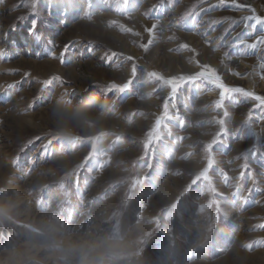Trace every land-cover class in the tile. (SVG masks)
Returning <instances> with one entry per match:
<instances>
[{"label":"rangeland","instance_id":"1","mask_svg":"<svg viewBox=\"0 0 264 264\" xmlns=\"http://www.w3.org/2000/svg\"><path fill=\"white\" fill-rule=\"evenodd\" d=\"M237 4L264 17V0ZM247 15L230 0H0V264H264V109L224 96L264 95V49L240 44L264 22ZM58 96L107 106L68 139Z\"/></svg>","mask_w":264,"mask_h":264},{"label":"snow or ice","instance_id":"2","mask_svg":"<svg viewBox=\"0 0 264 264\" xmlns=\"http://www.w3.org/2000/svg\"><path fill=\"white\" fill-rule=\"evenodd\" d=\"M225 2H226V0H220L221 4H224ZM230 3H231V5L233 7H237V8H241V9L247 8L251 12V15H247V16L242 17V21H243V23L245 24L246 27L248 26L249 22H251V26L253 28H255V26L257 24H260V23L264 22V17H261V16L257 15L256 14V10L254 8H252L250 5L237 4V0H230ZM155 27L156 26L153 25L152 28H146V31L151 33L152 29L155 28ZM240 44L246 49L247 48H252V49L262 48V49H264V35L257 36L255 38V40H253L251 42H249L247 40H241ZM181 47L185 48V49H188L189 45L188 44H182ZM66 48H67V46H66ZM63 55H64V53L62 52L61 53V58H63ZM115 55L116 54L113 53V56H115ZM132 59H134V58H132ZM199 64H200V62L197 61V65L198 66H199ZM259 67L262 70H264V63H261L259 65ZM208 69H211L216 74V76L219 78L221 83L223 84L222 76L218 73L217 69L215 67L211 66V65H207L204 70L208 71ZM161 78H163L162 74H161ZM59 79H60L59 77L54 76V77H52V78H50L48 80H44L42 82L41 92L43 93L44 88H46L47 86L52 84L53 81L59 80ZM61 82H63V81L61 80ZM130 83H131L130 81H127V82H125V84L121 85V84H117L116 82H110L102 90L106 94L107 93L122 92L127 87L130 86ZM209 83H211V81H209ZM224 89H225L224 90V96L226 98L232 97L234 94H238L241 97H244V98H246V99H248L250 101L255 102V107L260 108V109H264V95L257 94L255 91L247 90V89H245L243 87H240V86H227V85H224ZM36 139H40V138L37 137ZM29 143H31V141ZM45 148H47V143L45 145ZM259 227L264 228V224L259 225ZM259 243H264V241H259Z\"/></svg>","mask_w":264,"mask_h":264},{"label":"clouds","instance_id":"3","mask_svg":"<svg viewBox=\"0 0 264 264\" xmlns=\"http://www.w3.org/2000/svg\"><path fill=\"white\" fill-rule=\"evenodd\" d=\"M106 101H101L98 96L90 97L78 102H73L66 96H58L50 105V112L55 119V123L60 128L61 134L71 139L68 125H79L89 120L92 110L95 107L105 108ZM0 205V212H3Z\"/></svg>","mask_w":264,"mask_h":264},{"label":"trees","instance_id":"4","mask_svg":"<svg viewBox=\"0 0 264 264\" xmlns=\"http://www.w3.org/2000/svg\"><path fill=\"white\" fill-rule=\"evenodd\" d=\"M141 264V263H140Z\"/></svg>","mask_w":264,"mask_h":264}]
</instances>
